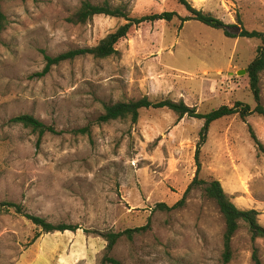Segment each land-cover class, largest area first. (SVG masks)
<instances>
[{
    "label": "rangeland",
    "instance_id": "1",
    "mask_svg": "<svg viewBox=\"0 0 264 264\" xmlns=\"http://www.w3.org/2000/svg\"><path fill=\"white\" fill-rule=\"evenodd\" d=\"M127 7L131 16L187 11L174 0H2L8 27L0 38V264H101L106 241L97 232L146 227L123 239L112 255L124 264H221L224 219L199 180H218L239 209H255L264 226V118L232 116L214 122L202 140L203 120H179L167 109L143 110L131 119L99 123L106 104L183 101L199 113L236 102L256 104L247 66L262 44L229 38L197 21L134 28L108 59L67 61L46 76L45 56L94 47L125 20L97 16L85 25L69 17L81 4ZM228 25L239 16L248 30L264 33V0H190ZM233 33L234 30H231ZM264 105V73L261 74ZM29 114L54 126L38 136L13 117ZM85 132V133H83ZM13 202L76 232L41 234L25 217L4 212ZM165 204L170 210L158 206ZM264 239L253 241L242 224L230 264H254Z\"/></svg>",
    "mask_w": 264,
    "mask_h": 264
},
{
    "label": "trees",
    "instance_id": "2",
    "mask_svg": "<svg viewBox=\"0 0 264 264\" xmlns=\"http://www.w3.org/2000/svg\"><path fill=\"white\" fill-rule=\"evenodd\" d=\"M177 4L182 6L188 13L187 16L182 17L177 12L165 11L162 13H152L143 16H131L127 7H112L105 4H94L90 1H85L81 4L76 12H74L68 21L74 25H85L97 16H109L125 20V23L120 25L114 32L108 34L100 43L94 47L79 48L61 53L57 56H45L46 65L42 72L34 75L35 77H44L48 75L54 67L61 65L67 61H74L79 57L92 55L96 59H108L118 53L116 46L118 43L127 38L130 32L144 24H155L158 22H172L175 18L181 21V25L189 21H197L205 26L214 29H223L224 33L229 38H247L257 39L261 41V45L257 48V55L254 60L247 66V74L249 78L250 90L252 92L255 108L252 109L250 105L243 102H236L232 107L221 106L218 109L212 110L209 113H199L196 108L189 107L183 101L175 102L172 100L151 101L149 98L144 97L136 101L118 102L114 104H106L104 106V113L99 117V123H110L118 120L131 119L137 122L140 113L143 110H162L167 109L176 114L179 120L185 116L203 120L204 126L201 132L202 140H205L206 134L210 126L223 118L232 116H239L243 121L252 114L264 118V105L262 104L261 97V74L264 73V33L258 30H248L244 27L241 18L237 17V23L228 25L224 21L216 18L215 16L205 13L197 9L190 0H174ZM2 0H0V38L2 33L8 27V18L2 10ZM231 30H234L233 33ZM9 124L22 126L29 129L33 134L38 136L37 147L39 148L42 139L47 134H58L54 126L45 124L40 119L33 115L23 114L13 117L9 120ZM250 134L252 139L257 145L259 155H264V145L257 138L255 132L250 127ZM85 133V132H83ZM194 188H201L205 197L213 200L217 205L225 222V232L223 235V252L221 255V264H230L234 258L233 240L239 230L244 224L253 241L257 239H264V226L259 222V212L255 209H239L233 202L232 197L225 192L221 183L218 180H199L196 176L193 182L187 188L182 201L175 205L177 208L185 204L186 196ZM162 210H170L165 204L158 206ZM1 210L4 212L14 211L16 214L25 217L32 222L39 230L40 233L35 237H40L41 234H53L56 232H76L77 226L68 225L65 223H52L47 219L27 213L24 208L13 202H4L1 204ZM146 232V227L127 229L122 232H97L95 233L102 237L107 245L105 254L101 260V264H124L122 261L112 255L115 247L123 240L126 239L132 242L137 235ZM254 264H263L259 250L257 248L253 251Z\"/></svg>",
    "mask_w": 264,
    "mask_h": 264
},
{
    "label": "water",
    "instance_id": "3",
    "mask_svg": "<svg viewBox=\"0 0 264 264\" xmlns=\"http://www.w3.org/2000/svg\"><path fill=\"white\" fill-rule=\"evenodd\" d=\"M246 73V70H242V71H240L238 74L239 75H243V74H245Z\"/></svg>",
    "mask_w": 264,
    "mask_h": 264
}]
</instances>
